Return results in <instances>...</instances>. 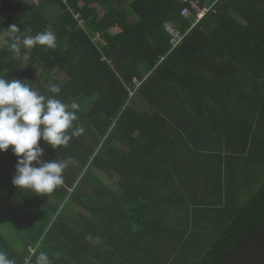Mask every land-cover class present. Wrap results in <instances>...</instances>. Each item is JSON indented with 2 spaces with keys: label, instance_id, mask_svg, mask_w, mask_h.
<instances>
[{
  "label": "trees",
  "instance_id": "trees-1",
  "mask_svg": "<svg viewBox=\"0 0 264 264\" xmlns=\"http://www.w3.org/2000/svg\"><path fill=\"white\" fill-rule=\"evenodd\" d=\"M36 1L0 0V76L77 103L83 132L39 142L45 161H69L56 203L14 186L18 158L0 152V251L15 264L41 251L51 264H230L258 251L264 0H200L215 9L192 29L175 0H72L84 25L63 0ZM169 23L191 29L177 48ZM48 29L55 49L24 47Z\"/></svg>",
  "mask_w": 264,
  "mask_h": 264
},
{
  "label": "clouds",
  "instance_id": "clouds-1",
  "mask_svg": "<svg viewBox=\"0 0 264 264\" xmlns=\"http://www.w3.org/2000/svg\"><path fill=\"white\" fill-rule=\"evenodd\" d=\"M18 31L16 25L6 30L10 35ZM56 41L55 33L48 29L35 36H26L23 45L26 49L37 45L55 49ZM13 48L20 51L15 44ZM60 91L56 84L50 87L51 93L58 94ZM78 109L77 103L65 104L54 96L39 94L21 80H6L0 76V152H6L11 147L18 158L12 178L14 186L40 195L51 193L64 183L63 172L69 161H45L44 149L39 142L43 140L57 149L67 145L73 136L80 135L83 129L74 127ZM0 264H15V261L0 251ZM35 264H51L47 253L41 251Z\"/></svg>",
  "mask_w": 264,
  "mask_h": 264
},
{
  "label": "built area",
  "instance_id": "built-area-1",
  "mask_svg": "<svg viewBox=\"0 0 264 264\" xmlns=\"http://www.w3.org/2000/svg\"><path fill=\"white\" fill-rule=\"evenodd\" d=\"M71 1L72 0H63V2H65L67 7L73 12L79 24L84 25L85 20L82 14L73 9V6L71 5ZM175 1L182 5V15L187 19H191V18L193 19L191 29L194 26H196L202 19L207 17V15L212 10L215 9V5H216V3L213 5H203L201 4L200 0H175ZM191 29H189L187 32H184L181 27L177 26L174 23H169L167 25V30L172 35V45L174 46V48H177L180 44L184 42V40L186 39V35ZM96 36H98V39L100 38L99 34H97ZM135 84H137V81L135 82ZM137 85L140 86V84ZM133 94L134 93L132 92V95Z\"/></svg>",
  "mask_w": 264,
  "mask_h": 264
},
{
  "label": "rangeland",
  "instance_id": "rangeland-1",
  "mask_svg": "<svg viewBox=\"0 0 264 264\" xmlns=\"http://www.w3.org/2000/svg\"><path fill=\"white\" fill-rule=\"evenodd\" d=\"M92 7H94V11L98 14V16L99 17H101L102 15H103V10L100 8V6L98 5V4H94ZM232 13L237 17V18H239L240 20H244V17L243 16H241V14L238 12V11H236V10H232ZM134 13H132V15H133ZM137 18V16H132V19L134 20V19H136ZM8 29H9V27H8ZM120 29L118 28V27H116V26H113L112 27V32L113 33H117L118 31H119ZM9 33L8 32H6L5 34H4V38H6V35H8ZM3 36V35H2ZM4 38H2V39H4ZM1 39V40H2ZM97 40H98V42H97ZM96 41V42H95ZM94 42L95 43H99L100 42V38L98 39V36H96V38H94ZM102 42V41H101ZM3 43H4V41H2L1 42V45H3ZM142 70H144V69H142ZM59 71V68H57V69H55L54 71H53V75H55L57 72ZM144 72H145V70H144ZM38 74H40L41 76L43 75L41 72L40 73H38ZM68 80H69V77H68V75H66L63 79H62V82H64V83H66V82H68ZM51 84L53 83V79H51L50 81H49ZM148 106V105H147ZM105 178H107V176H105ZM118 178V177H117ZM117 180V179H116ZM108 181H109V183H111L112 182V180L111 179H109L108 178ZM44 198H46L47 200H51V201H53L54 203H56L58 200L56 199L57 197H56V195H55V192L53 191V192H51V193H48V194H41Z\"/></svg>",
  "mask_w": 264,
  "mask_h": 264
},
{
  "label": "crops",
  "instance_id": "crops-1",
  "mask_svg": "<svg viewBox=\"0 0 264 264\" xmlns=\"http://www.w3.org/2000/svg\"><path fill=\"white\" fill-rule=\"evenodd\" d=\"M34 3L37 4V1L34 0ZM80 5H82V4L80 3ZM258 247H259L258 251H254V252L248 253L245 256V261L244 260L241 261V259L240 260L236 259L233 263H230V264H254L255 258L257 257V255L259 253H261L264 256V252H263L264 244H263V242H262V244H260V246L258 245Z\"/></svg>",
  "mask_w": 264,
  "mask_h": 264
}]
</instances>
